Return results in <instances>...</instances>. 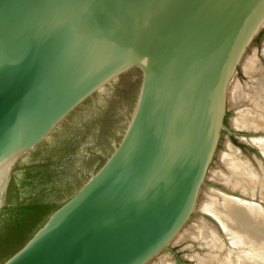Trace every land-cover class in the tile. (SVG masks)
<instances>
[{
  "label": "water",
  "instance_id": "obj_1",
  "mask_svg": "<svg viewBox=\"0 0 264 264\" xmlns=\"http://www.w3.org/2000/svg\"><path fill=\"white\" fill-rule=\"evenodd\" d=\"M263 71L264 0H0V213L60 122L140 86L105 164L3 264L165 262L206 227Z\"/></svg>",
  "mask_w": 264,
  "mask_h": 264
},
{
  "label": "trees",
  "instance_id": "obj_2",
  "mask_svg": "<svg viewBox=\"0 0 264 264\" xmlns=\"http://www.w3.org/2000/svg\"><path fill=\"white\" fill-rule=\"evenodd\" d=\"M125 77L113 82L118 99L110 98L95 114L75 121L88 98L16 165L0 213V264L22 249L119 145L140 87Z\"/></svg>",
  "mask_w": 264,
  "mask_h": 264
},
{
  "label": "bare ground",
  "instance_id": "obj_3",
  "mask_svg": "<svg viewBox=\"0 0 264 264\" xmlns=\"http://www.w3.org/2000/svg\"><path fill=\"white\" fill-rule=\"evenodd\" d=\"M261 76L262 79H258L254 86L255 90L252 89L253 112L243 114L239 126L241 130L264 131V75ZM254 144L264 157V139H255ZM239 156L238 149L233 146L226 164L229 173L222 180L252 199L259 192L264 202V174L260 176L250 163ZM216 199L209 216L224 233V239L216 233L207 236L205 229L195 236L207 240L210 251L200 258V264H264V207L236 197ZM226 244L231 248L229 254L224 253Z\"/></svg>",
  "mask_w": 264,
  "mask_h": 264
},
{
  "label": "rangeland",
  "instance_id": "obj_4",
  "mask_svg": "<svg viewBox=\"0 0 264 264\" xmlns=\"http://www.w3.org/2000/svg\"><path fill=\"white\" fill-rule=\"evenodd\" d=\"M261 75H264V71ZM262 79V76H260L259 80ZM254 89V87H253ZM255 90V89H254ZM253 91V90H252ZM251 91L244 114H251L253 112L252 107V94ZM255 139H264V131H255L252 129H238L235 141L233 146L238 149L239 151V158L243 161H246L251 164V166L255 169V171L260 175L263 176L264 174V158L259 153L256 145L254 144ZM258 147V146H257ZM228 169L225 167L223 177L228 176ZM223 196L228 197H236L240 198L244 201H253L255 203H258L264 207V202L262 197L260 196V193L257 192L254 196V198H250L249 196L244 195L241 191H237L231 187V185L221 179L217 194L215 199L216 200H222ZM205 229V230H204ZM204 232L207 236L214 235L215 233L217 235H220V237H224V233L221 231L220 227L217 225L216 221H214L213 218L209 216L206 227L204 228ZM224 239V238H223ZM207 240L205 239H199V238H192L188 243H186L183 247H181L177 252H175L171 257H169L163 264H200L199 260L202 257H205L207 253L209 254V247L207 245ZM227 245V244H226ZM208 248V249H207ZM230 246L227 245V247L224 250L225 254L231 253Z\"/></svg>",
  "mask_w": 264,
  "mask_h": 264
}]
</instances>
